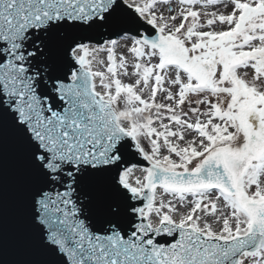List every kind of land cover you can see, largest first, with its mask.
<instances>
[{"label":"snow or ice","instance_id":"1","mask_svg":"<svg viewBox=\"0 0 264 264\" xmlns=\"http://www.w3.org/2000/svg\"><path fill=\"white\" fill-rule=\"evenodd\" d=\"M0 264H264V0H0Z\"/></svg>","mask_w":264,"mask_h":264}]
</instances>
